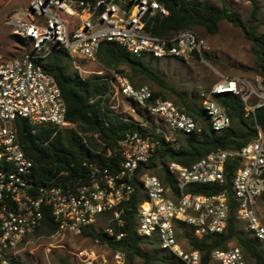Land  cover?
<instances>
[{
  "label": "built area",
  "instance_id": "2783aa9c",
  "mask_svg": "<svg viewBox=\"0 0 264 264\" xmlns=\"http://www.w3.org/2000/svg\"><path fill=\"white\" fill-rule=\"evenodd\" d=\"M169 13L158 0H27L11 15L7 23L17 36L30 40L33 48L18 56L0 55V264H14L15 249L42 226L46 210L57 224L52 234L82 235L99 218L108 217L110 225L100 233L120 240L125 235L122 227L134 195L139 200L135 214L137 234L157 240L161 250L174 255L177 261L250 264L234 243L226 249H214L205 260L185 235L186 229L197 237L225 230L231 208L227 192L199 194L188 189L195 184L224 183L227 166L233 161L236 167L231 190L237 202V217L264 247V221L258 211L264 194V130L259 124L256 137L239 149L214 150L191 165L169 162L168 169L175 180L173 185L167 184L156 174L141 169L161 144L160 138L150 133L179 147L181 136L199 134L202 126L174 100L156 97L149 85L136 86L126 74L111 71V95L132 99L157 120L150 123L148 132L136 130L118 141L115 151L121 157L119 169L84 162L91 168L89 182L64 188L39 180L36 163L21 144L17 118L51 126L54 133L77 128L66 119L67 105L56 78L36 62L54 50H66L79 73L84 69L77 61H97L104 41H115L146 59L203 58L206 41L198 29L184 28L168 34L153 31L154 24ZM256 83L246 77L220 75L213 87L202 94L201 108L214 130L232 125L217 95L239 96L246 112L254 114L264 104L261 76ZM111 154L109 150L106 155ZM104 243L111 250V259L94 249H84L77 253L79 262L124 264L125 253Z\"/></svg>",
  "mask_w": 264,
  "mask_h": 264
},
{
  "label": "trees",
  "instance_id": "16d2710c",
  "mask_svg": "<svg viewBox=\"0 0 264 264\" xmlns=\"http://www.w3.org/2000/svg\"><path fill=\"white\" fill-rule=\"evenodd\" d=\"M158 1L162 2L170 13L161 22L154 24L153 31L156 34L174 33L184 28H201L213 34L219 30L223 20L240 28L244 36L252 42L256 72L262 77L264 86V34L259 31V24L264 23V20L260 22L259 7L255 2L250 17L244 20L226 4L216 5L202 0ZM98 60L105 69L126 74L136 86L143 85L137 84L134 79V76L140 75L172 92L176 97L175 103L200 122L202 132L181 136L179 147L161 139L155 132L150 133L151 137L160 138L161 144L155 156L141 169L156 170L167 184L173 185L175 180L169 172V162L191 165L214 150L239 149L256 137L257 124L264 130V104L257 107L254 114H248L242 99L231 93L217 95V99L226 107L232 125L222 131L214 130L207 114L196 108L181 91L171 86L143 55L130 53L115 41L102 42ZM36 62L56 78L67 105L66 119L77 126L76 129L54 133L55 129L51 126L32 124L25 118L16 119L21 144L35 161V173L39 180L67 188L76 183L89 182L91 168L84 162H97L113 171L119 169L121 157L115 151L118 141L130 132L148 131L113 110L111 75L93 73L82 76L74 68L69 53L64 49L54 50L47 58L38 59ZM126 68L129 69L128 73ZM153 92L156 97L169 98L162 90L153 89ZM109 150L112 154L107 156ZM235 167V161L228 164L226 180L222 184H195L188 189L199 194L227 192L231 208L225 230L222 233L197 237L186 229L185 235L192 248L201 251L205 260L214 249H226L229 243H235L243 250L250 264H264L263 245L251 233L240 228L237 202L231 190ZM261 200H264V194ZM138 203V197L134 195L131 208L125 216V225L122 227L125 235L120 240H112L105 233L90 230H85L84 233L102 242L107 241L113 248L122 250L126 256L124 264H183L177 261L174 255L162 251L157 240L137 234L135 214ZM56 230L57 224L51 212L46 210L42 226L34 233L52 234ZM115 230L118 231V227H115ZM150 245H153L151 249L145 248ZM63 263L71 264L65 259Z\"/></svg>",
  "mask_w": 264,
  "mask_h": 264
},
{
  "label": "rangeland",
  "instance_id": "374dc122",
  "mask_svg": "<svg viewBox=\"0 0 264 264\" xmlns=\"http://www.w3.org/2000/svg\"><path fill=\"white\" fill-rule=\"evenodd\" d=\"M202 1L216 5L226 4L244 20L250 17L255 2L259 7V20L260 22L264 20V0ZM26 4L27 0H0V55L5 57L18 56L33 48V43L30 40L19 38L7 23L11 15ZM197 29L206 41L203 58L194 56L188 60L168 58L147 59V61L165 77L171 86L181 91L196 108L202 109V94L207 93L213 87L220 75L246 77L254 84L259 75H257L255 68L252 42L244 36L240 28L223 20L220 22L219 30L216 33L211 34L201 28ZM259 31L264 34V23L259 24ZM77 62L84 69L80 72L84 77L93 73L100 75L111 73L102 66L98 59L95 62L79 59ZM128 72L129 69L126 68V73ZM134 79L137 84L149 85L155 90L164 91L169 98L176 99L172 92L166 91L140 75L134 76ZM111 104L117 114L133 122L141 123L145 129H149L150 123L157 121L143 107L123 95H111ZM150 172L159 176L156 170ZM258 211L264 221V200L259 201ZM108 224V217H101L88 230L100 233ZM240 228L246 231L245 224L241 221ZM151 247L153 245L145 246L147 249H151ZM84 249H94L106 254L111 259V250L107 245L88 234L83 233L76 236L72 233L36 234L34 232L28 235L15 249L13 258L20 264H64V259L71 264H81L77 258V253Z\"/></svg>",
  "mask_w": 264,
  "mask_h": 264
}]
</instances>
